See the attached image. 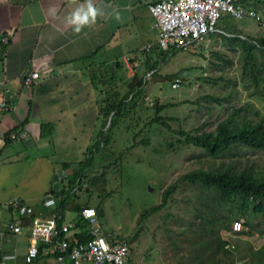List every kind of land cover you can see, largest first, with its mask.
Segmentation results:
<instances>
[{"label": "rangeland", "instance_id": "rangeland-1", "mask_svg": "<svg viewBox=\"0 0 264 264\" xmlns=\"http://www.w3.org/2000/svg\"><path fill=\"white\" fill-rule=\"evenodd\" d=\"M259 11L264 17V10ZM151 19L153 30L138 40L151 49L142 51L141 43L129 49L135 60L149 59L147 64L120 65L114 71L111 68L117 64L102 65L91 75L95 84H100V101L119 93L118 98L130 106L114 126L110 143L96 154L94 165L87 167L81 186L74 182L73 172L78 166L69 167L63 181L66 185L71 182L73 208L67 212V219L77 217L80 206L103 207L104 215L99 217L102 231L130 244L133 264H182V257L192 251V238L182 234V227L184 219L193 218L191 211L186 210L195 201L191 199L193 189L182 185L166 204H162L163 196L176 179L204 162L196 158L200 149L175 151L167 144L184 139L180 130L197 131L205 123L212 129L231 108L244 107V114L254 120L264 118V96L257 92L263 90V85L255 89L254 85L243 83L245 53L228 37L240 33L244 39L264 38V28L253 17L236 18L226 13L218 22L226 33L207 34L200 43L183 50L161 47L160 30H155V18ZM253 58L262 61L261 51L254 49ZM155 65L158 70L150 71ZM107 68L115 72V80H110ZM177 77L183 83L173 88ZM141 81L142 90L135 97L133 92L139 89ZM208 95L221 98L223 107ZM156 116L164 117L167 124L162 120L152 123ZM100 125L98 120L91 139ZM253 153L256 157L264 155V151ZM160 204V210L143 217L146 210ZM253 220L254 228L246 225L239 233L221 230V235L230 241L229 251L217 253L215 264L258 262L259 252L264 249V216L257 214Z\"/></svg>", "mask_w": 264, "mask_h": 264}, {"label": "crops", "instance_id": "crops-1", "mask_svg": "<svg viewBox=\"0 0 264 264\" xmlns=\"http://www.w3.org/2000/svg\"><path fill=\"white\" fill-rule=\"evenodd\" d=\"M157 1L0 0V102L12 105L0 111V139L16 128L27 135L5 141L0 151V252L7 264H70L48 254L45 245L28 263L30 218H23L20 232L13 231L11 224L21 217L12 201L21 199L43 217L54 214L43 200L52 194L55 174L83 159L98 124L100 84L91 75L102 65L117 64L114 71L150 61L135 60L129 49L153 30L149 5ZM89 3L96 16L75 32L68 20ZM154 26L159 29L156 19ZM145 47L139 46L149 51ZM26 69L40 72L30 87L22 79ZM43 140L48 143L40 144ZM71 208L70 203L67 212ZM67 212L66 220L78 219L79 214L67 219Z\"/></svg>", "mask_w": 264, "mask_h": 264}, {"label": "trees", "instance_id": "trees-1", "mask_svg": "<svg viewBox=\"0 0 264 264\" xmlns=\"http://www.w3.org/2000/svg\"><path fill=\"white\" fill-rule=\"evenodd\" d=\"M241 2L245 3L246 6L264 10V0H241ZM240 35V33H237V36H227L230 42L235 41L244 50L246 61L242 81L254 85L255 89L263 85L261 88L263 90L259 89L260 91L257 92L263 93L264 96V38L244 39ZM254 49L261 51L262 61L253 58ZM153 69H156V65L150 67L149 70ZM107 74L110 80H115V72H111L110 68H107ZM139 85V89L133 92L135 97L142 90V81ZM118 94L111 95L104 101H99L98 120L101 124L99 131L91 139L85 153V160L77 163L78 167L73 172L74 182L79 186H81L87 167L94 165L96 154L110 143L114 126H116L118 120L124 117L123 114L130 106L127 102L118 98ZM206 97L217 101L218 105L223 107L221 98L213 95ZM160 109L161 107L157 110ZM244 113V107L231 108L228 115L212 129H209V125L205 123L195 129L197 131L180 130L179 133L184 136V139L167 144L169 149L175 151L189 148L200 149V154L196 158L204 162L202 166L194 168L176 179L165 190L163 196L162 204H166L182 185L191 186L193 189L191 199L193 198L195 201L191 207L186 209L191 211L193 218L192 221L184 219L182 227V234L192 238V251L187 257H182V264H187L188 261L195 264H215L217 253L222 250L225 253L229 251L230 241L221 235L222 229L234 232L233 223L235 221H241L243 226L247 225L254 228L253 217L257 214L264 216V155L256 157L253 153L264 151V118L254 120V118L248 117ZM163 118L156 116L152 123L157 124L162 120L164 124H167ZM25 124L26 120L21 124V127ZM108 124L110 125L108 126ZM46 126L48 125L43 126L45 131L48 130ZM107 126L108 128L105 129ZM51 128L49 126V129ZM17 130L18 128L6 133L5 141L7 144L12 142L11 134L17 132ZM17 134H20V132H17ZM69 167L70 164L63 165L65 170H68ZM67 177L68 174H66L65 179ZM70 184L71 182L67 185L64 183L63 193L59 196L60 199L57 200L53 210L54 214H60L63 218L70 205V192L72 191L69 188ZM51 192L57 198L54 188H51ZM162 204L146 210L143 217H146L150 211L160 210ZM82 208L83 206H80L77 209L79 217L76 221L80 229L78 236L86 240L88 239L87 221L80 216ZM96 210L99 217L104 215L103 207H98ZM258 256L259 260L255 264H264V249L259 252Z\"/></svg>", "mask_w": 264, "mask_h": 264}, {"label": "built area", "instance_id": "built-area-1", "mask_svg": "<svg viewBox=\"0 0 264 264\" xmlns=\"http://www.w3.org/2000/svg\"><path fill=\"white\" fill-rule=\"evenodd\" d=\"M149 10L160 29L159 44L163 48L186 50L200 43L207 34L226 33L218 26L220 18L226 13L236 18L253 17L264 28L263 14L256 8L246 6L241 0H159L150 4ZM150 49V46L146 47V50ZM129 67L132 69V66ZM38 78L40 72L36 70L26 69L22 74L26 87L32 86ZM182 83L183 80L177 77L172 87L178 88ZM11 108L12 105L7 100L0 102V111ZM11 137L21 139L27 135L12 133ZM43 204L55 207L56 196L48 194ZM12 206L21 217L11 224L13 231L20 232L23 218H30L28 263L38 257L41 245H45L46 252L55 255L60 262L69 259L70 264H133L130 244L113 239L102 231L99 215L94 207L84 206L80 212V216L87 221L88 239L83 240L78 236L80 229L76 220H66L60 214L46 217L37 215L34 206L18 198L13 199ZM243 227L241 221L233 223L234 232L242 231ZM0 264L7 263L1 260Z\"/></svg>", "mask_w": 264, "mask_h": 264}, {"label": "clouds", "instance_id": "clouds-1", "mask_svg": "<svg viewBox=\"0 0 264 264\" xmlns=\"http://www.w3.org/2000/svg\"><path fill=\"white\" fill-rule=\"evenodd\" d=\"M95 16L96 10L89 3L87 9L79 8L75 12H73L68 20V23L74 25L73 30L75 32H79L81 30V26L88 24L90 22V19H94Z\"/></svg>", "mask_w": 264, "mask_h": 264}, {"label": "water", "instance_id": "water-1", "mask_svg": "<svg viewBox=\"0 0 264 264\" xmlns=\"http://www.w3.org/2000/svg\"><path fill=\"white\" fill-rule=\"evenodd\" d=\"M111 69L113 70V68ZM4 144H5V141L3 139H0V151H1V148L4 146ZM65 178H66V171L63 169H58L54 177V185H53V188L56 191L57 196H61L63 193V183L61 181L64 180ZM150 190H153V189L150 188ZM2 259L3 257L0 252V261Z\"/></svg>", "mask_w": 264, "mask_h": 264}]
</instances>
